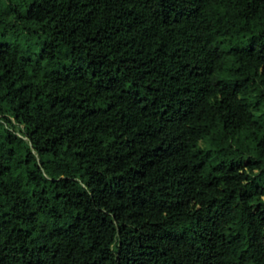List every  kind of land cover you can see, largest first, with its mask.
<instances>
[{"label":"trees","instance_id":"trees-1","mask_svg":"<svg viewBox=\"0 0 264 264\" xmlns=\"http://www.w3.org/2000/svg\"><path fill=\"white\" fill-rule=\"evenodd\" d=\"M0 264H264V0H0Z\"/></svg>","mask_w":264,"mask_h":264}]
</instances>
